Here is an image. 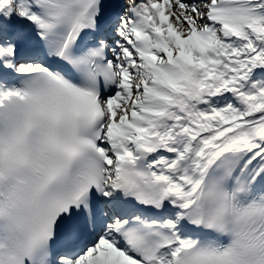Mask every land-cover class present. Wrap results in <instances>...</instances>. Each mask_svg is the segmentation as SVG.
Here are the masks:
<instances>
[{"label":"snow or ice","instance_id":"snow-or-ice-1","mask_svg":"<svg viewBox=\"0 0 264 264\" xmlns=\"http://www.w3.org/2000/svg\"><path fill=\"white\" fill-rule=\"evenodd\" d=\"M264 0H0V264H264Z\"/></svg>","mask_w":264,"mask_h":264},{"label":"rangeland","instance_id":"rangeland-1","mask_svg":"<svg viewBox=\"0 0 264 264\" xmlns=\"http://www.w3.org/2000/svg\"><path fill=\"white\" fill-rule=\"evenodd\" d=\"M261 73V72H260ZM261 75H263L264 76V73H261ZM261 75H257L258 77H260V78H262V76Z\"/></svg>","mask_w":264,"mask_h":264}]
</instances>
